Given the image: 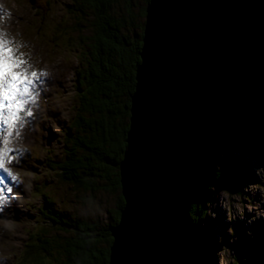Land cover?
<instances>
[{
    "label": "trees",
    "instance_id": "obj_1",
    "mask_svg": "<svg viewBox=\"0 0 264 264\" xmlns=\"http://www.w3.org/2000/svg\"><path fill=\"white\" fill-rule=\"evenodd\" d=\"M148 2L144 0L141 11L135 13L134 0H71L67 15L74 21L60 20L54 26L53 38L58 36V42L69 47L75 45L79 56L74 71L75 112L63 138V155L58 161L49 159L47 167L75 189L117 194V203L108 210L105 221L66 219L44 192L45 183L38 224L28 231L17 264H109L111 228L118 223L124 206L119 166L143 44L144 22L139 24L137 17L145 21ZM193 7L200 99L198 129L185 184L184 264H202L197 253L212 255L215 251L212 239L204 243L196 237L202 226L205 231L201 235L212 236V223L202 225L205 205L213 197L207 192L212 181L215 188H228L229 181L240 178L231 161L220 170L208 171L203 165L205 156L217 143L222 148L254 145L264 125V104L257 91L247 89L251 70L264 63V51L244 38L251 31L256 39L262 38L252 25H264L263 14L254 13L255 8L264 10V0H194ZM49 10L46 0L40 15ZM38 188L34 184V189ZM238 236L245 237L243 232Z\"/></svg>",
    "mask_w": 264,
    "mask_h": 264
},
{
    "label": "rangeland",
    "instance_id": "obj_2",
    "mask_svg": "<svg viewBox=\"0 0 264 264\" xmlns=\"http://www.w3.org/2000/svg\"><path fill=\"white\" fill-rule=\"evenodd\" d=\"M48 1L49 13L40 15L39 9L46 0H0V40L4 38L13 55L23 61L19 71L44 73L46 78L36 105L29 107L32 114L28 113L27 105L23 110L26 117L13 126L7 139L3 133L0 135V148L10 149L7 155L11 158L4 162L11 176L3 171L0 177L3 183L0 187V264H17L28 231L38 224L39 207L45 201L42 195L45 183L44 192L53 198L55 207L66 219L105 221L108 210L117 203V194L75 189L60 181L47 167L49 159L58 161L63 155V138L75 112L74 71L79 56L75 45L66 46L58 42L57 35L55 39L52 36L60 20L74 21L73 16L67 15L71 0ZM122 5L123 2L118 7ZM144 5V0H134V12L139 13ZM254 13L264 17V11L255 8ZM137 22L142 24L144 18L138 16ZM252 27L262 38L256 39L253 31L247 32L244 38L251 39L264 51V25L257 23ZM263 64L260 67L258 63L251 70L247 89L257 90L264 104ZM242 94L246 93L242 91ZM253 141L254 145L249 143L244 148L228 145L222 148L217 143L205 156L203 165L208 171L220 170L231 161L240 178L229 181L228 188H215L212 181L213 186L207 189L213 197L205 205L207 211L202 225L212 223V236H206L208 233L202 236L201 232L205 231L202 226L196 237L204 243L212 239L216 246L212 255L197 253L202 264H264V125ZM34 184L39 188L35 190ZM6 188L11 190L6 193ZM239 232L244 233V239H239Z\"/></svg>",
    "mask_w": 264,
    "mask_h": 264
},
{
    "label": "water",
    "instance_id": "obj_3",
    "mask_svg": "<svg viewBox=\"0 0 264 264\" xmlns=\"http://www.w3.org/2000/svg\"><path fill=\"white\" fill-rule=\"evenodd\" d=\"M34 1V0H32ZM194 0H149L120 162L109 264H184V199L200 99Z\"/></svg>",
    "mask_w": 264,
    "mask_h": 264
},
{
    "label": "snow or ice",
    "instance_id": "obj_4",
    "mask_svg": "<svg viewBox=\"0 0 264 264\" xmlns=\"http://www.w3.org/2000/svg\"><path fill=\"white\" fill-rule=\"evenodd\" d=\"M22 63L21 59L13 55L8 42L0 40V126L5 140L13 126L20 122L19 114L24 110L26 98L31 96L29 89L33 86V78L37 77L35 72L25 74L19 71ZM39 75L43 76L44 73ZM9 151L8 148H0V169L11 176L4 168L5 160L11 159L7 155Z\"/></svg>",
    "mask_w": 264,
    "mask_h": 264
},
{
    "label": "bare ground",
    "instance_id": "obj_5",
    "mask_svg": "<svg viewBox=\"0 0 264 264\" xmlns=\"http://www.w3.org/2000/svg\"><path fill=\"white\" fill-rule=\"evenodd\" d=\"M144 35V34H143Z\"/></svg>",
    "mask_w": 264,
    "mask_h": 264
}]
</instances>
